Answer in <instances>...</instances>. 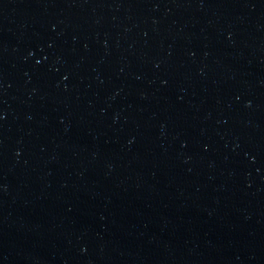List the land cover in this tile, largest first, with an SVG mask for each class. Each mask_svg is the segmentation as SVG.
Here are the masks:
<instances>
[{"label":"water","instance_id":"obj_1","mask_svg":"<svg viewBox=\"0 0 264 264\" xmlns=\"http://www.w3.org/2000/svg\"><path fill=\"white\" fill-rule=\"evenodd\" d=\"M0 264H264V0H0Z\"/></svg>","mask_w":264,"mask_h":264}]
</instances>
